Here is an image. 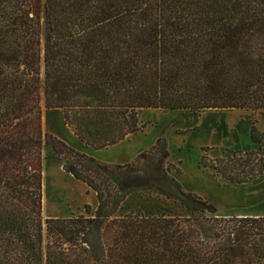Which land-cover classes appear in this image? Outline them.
<instances>
[{"label":"trees","instance_id":"trees-1","mask_svg":"<svg viewBox=\"0 0 264 264\" xmlns=\"http://www.w3.org/2000/svg\"><path fill=\"white\" fill-rule=\"evenodd\" d=\"M41 99L45 123L60 113L98 150L141 131V109H264V0H0V264H264V215H217L170 174L163 140L103 162L43 131ZM250 138L256 162L201 154L198 166L254 179L264 142ZM43 146L95 207L43 219ZM137 191L182 212L116 215Z\"/></svg>","mask_w":264,"mask_h":264},{"label":"rangeland","instance_id":"rangeland-1","mask_svg":"<svg viewBox=\"0 0 264 264\" xmlns=\"http://www.w3.org/2000/svg\"><path fill=\"white\" fill-rule=\"evenodd\" d=\"M41 109L43 131L67 141L74 139L71 130L62 122L60 113L53 119L48 118L45 123L47 116L42 99ZM137 116L139 124L143 125L141 131L128 136L127 140L117 146L99 150L83 147L86 154L109 163H125L134 160L141 152L148 151L157 141L163 140L169 152L166 166H169L170 174L185 190L213 203L217 208V215H264V168L255 164L248 171L254 179L245 183H233L211 168L198 166L201 154H206L210 160L230 158L233 163L238 164L249 158L247 151L255 152V157L250 158H254L256 162L259 156L256 148L259 144L251 141L250 131L254 128L264 142V109H206L192 113L147 108L139 110ZM175 169L179 170L178 174ZM62 170L51 148L43 146V219L85 214V204L91 207L96 205L94 192ZM239 173H236L237 176ZM121 206L116 215L130 210L147 213L166 210L170 214L182 212L177 203L151 191L132 192L125 197Z\"/></svg>","mask_w":264,"mask_h":264},{"label":"crops","instance_id":"crops-1","mask_svg":"<svg viewBox=\"0 0 264 264\" xmlns=\"http://www.w3.org/2000/svg\"><path fill=\"white\" fill-rule=\"evenodd\" d=\"M55 134H57V133H55ZM72 137H74L73 136V134H72ZM128 138H125L124 140H121V141H119L118 143H116V144H114V145H120L123 141H125V140H127ZM69 140V139H68ZM69 142H71L75 147H77L78 149H80L81 151H83V152H85L86 153V151H85V149L82 147V145L76 140V138L74 137V139H72L71 141H69ZM114 145H112V146H114ZM109 147H111V146H109ZM109 147H107V148H109ZM95 158V157H94ZM103 162H105V161H103ZM128 162H130V161H128ZM107 163H109V162H107ZM125 163H127V162H125ZM111 164H124V163H111ZM63 171V170H62ZM66 175H69L70 177H72L70 174H68V173H66L65 171H63ZM73 178V177H72Z\"/></svg>","mask_w":264,"mask_h":264},{"label":"bare ground","instance_id":"bare-ground-1","mask_svg":"<svg viewBox=\"0 0 264 264\" xmlns=\"http://www.w3.org/2000/svg\"><path fill=\"white\" fill-rule=\"evenodd\" d=\"M43 194V193H42ZM43 198V197H42ZM43 200V199H42ZM43 207V206H42Z\"/></svg>","mask_w":264,"mask_h":264}]
</instances>
